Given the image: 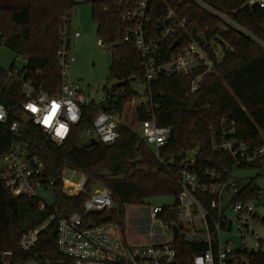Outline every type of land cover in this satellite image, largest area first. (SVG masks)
Segmentation results:
<instances>
[{
  "label": "trees",
  "instance_id": "trees-1",
  "mask_svg": "<svg viewBox=\"0 0 264 264\" xmlns=\"http://www.w3.org/2000/svg\"><path fill=\"white\" fill-rule=\"evenodd\" d=\"M206 1L264 42V7L249 8L246 6L248 0ZM88 3L99 40L113 46L109 81L119 83L104 104L108 111L122 115L128 105L147 96L153 105L157 125L174 130L169 146L161 150L158 159L126 126L119 128L121 137L114 144L92 143V140L82 142V132L91 127L99 113L94 105L84 109L73 135L61 146L54 144L33 125H27L23 130L29 151L45 164L46 183H53L49 192L55 213L67 217L83 211L87 200L84 194L68 197L62 191L63 171L75 170L87 177L88 187L96 183L107 188L114 202L112 210L90 213L85 224L117 223L125 231L127 207L146 206L152 199L161 197H174L173 206L177 205L179 163L189 151L197 149L196 164L200 168H213L220 173L233 168V159L213 148V143L223 140L224 120L227 124H236V138L253 149L264 146V48L232 30L222 37L233 51L216 66V73L204 78L196 93H189L192 75L161 78L149 86L142 61L133 47L124 42L128 27L121 15L130 4L126 0H89ZM166 3L180 16L189 18L191 28L199 27L213 34L217 31L220 21L203 9L189 5L185 0H167ZM78 4L77 0H0V45L25 60L20 71L23 79H32L49 94H55L61 83V69L57 62L59 29L63 19H71ZM151 6L155 8V21L166 4L162 0H152ZM179 39L183 42L181 36ZM163 50L168 56L173 53L170 47ZM14 69L12 67L9 71ZM7 72L0 68V102L9 113L10 123H22L21 105L26 98L21 83L8 80ZM135 84L147 85L144 96L134 91ZM150 119L151 115L139 106L138 122ZM17 142L0 124V158ZM258 162L264 169V158ZM251 167L253 165L240 170ZM259 197L260 191L251 181L236 200L257 202ZM53 213L52 210L39 211L35 198L14 197L0 175V264H5V252L12 253L9 264H73L59 251L57 220L41 233L32 250L25 252L20 247L22 235L43 225ZM177 217V211L160 215L166 222L175 221ZM175 244L185 264H190L201 252L182 237L176 238ZM251 263L264 264V254L258 252Z\"/></svg>",
  "mask_w": 264,
  "mask_h": 264
},
{
  "label": "built area",
  "instance_id": "built-area-1",
  "mask_svg": "<svg viewBox=\"0 0 264 264\" xmlns=\"http://www.w3.org/2000/svg\"><path fill=\"white\" fill-rule=\"evenodd\" d=\"M130 4L122 12V20L127 25L124 42L130 44L145 71L149 86L161 78L193 76L189 93L194 94L200 88L206 76L216 73V66L224 60L233 48L222 37L232 30L246 36L264 48V42L240 27L228 14L212 6L206 0H185L189 5L197 6L217 18L220 22L213 34L199 27L191 28L189 18L180 16L176 9L167 5L153 21L155 8L152 0H126ZM169 1V0H168ZM247 7H264V0H248ZM158 15V14H157ZM79 32L71 30V19H63L58 34L57 62L61 69V83L55 94H49L32 79L24 80L19 70L7 72L8 80L21 83L25 102L21 105L22 123L9 122V113L0 102V113H4L0 124L18 140L12 148L0 158V175L4 184L14 197L37 199L38 210H52V216L41 226L22 235L20 247L28 252L39 242L41 233L55 220L58 221V248L60 253L71 259L73 264H185L179 254L175 239L182 237L185 242L201 249L190 264H197L201 258L203 264H252L251 259L258 254L249 242L261 245L257 234V225L264 222L256 212V201L236 200L242 193L239 180L235 177L238 169L252 165L264 158V146L253 149L246 142L235 137L236 124L224 120L223 140L213 143L215 150L223 151L234 161L233 168L220 173L213 168H200L196 164L197 149L191 150L180 159L177 181L180 187L176 206L149 208V226L157 223V231L152 244H134L126 236L120 224L108 223L87 226L85 218L92 212L112 210L114 202L110 191L102 187L91 191L86 176L77 184L64 179L63 193L68 197L84 194L87 197L82 212H75L67 217L55 213L53 202L48 203L43 197L50 194L45 179V164L42 159L29 151V142L24 135V128L33 125L54 144L63 145L74 133L81 122L83 111L89 106L98 107L99 113L90 128L81 135L86 139L104 144L116 143L124 126L122 115L113 111L102 110L101 104L89 102L78 83L69 80L70 66L75 62L71 53V41L79 38ZM183 38V42L179 37ZM179 42L173 49L175 42ZM98 45L108 51L113 46L102 39ZM170 47L173 52L163 50ZM33 105L32 111L26 105ZM53 105L57 113L53 120L45 125L44 119L51 113ZM140 106L151 115L150 120L139 122L137 134L145 145L160 159L161 150L169 146L174 134L173 128L157 125L153 105L147 96L141 99ZM63 125L65 134L60 136L57 129ZM71 170V169H70ZM73 173L78 171L71 170ZM164 207H167L166 209ZM178 212L175 221L166 222L160 215ZM148 226V230H149ZM174 227L179 231L176 236ZM147 230V233H148ZM167 231L172 235L167 240ZM146 233V234H147ZM142 233V236L146 235ZM231 236V238H230ZM238 239V241H237ZM240 243V244H237ZM257 245V244H256ZM203 249V251H202ZM252 250L255 254H252ZM11 252H5L3 259L9 264Z\"/></svg>",
  "mask_w": 264,
  "mask_h": 264
},
{
  "label": "rangeland",
  "instance_id": "rangeland-1",
  "mask_svg": "<svg viewBox=\"0 0 264 264\" xmlns=\"http://www.w3.org/2000/svg\"><path fill=\"white\" fill-rule=\"evenodd\" d=\"M78 6L71 14V30L73 33L79 32L81 37L79 39H72L71 53L75 62L69 69V80L72 83H78L85 98L95 105L104 103L109 96L112 95L113 88L119 85L117 82L109 81V70L111 67L112 56L110 51L98 45L99 36L97 33V25L92 21V8L88 3L89 0H77ZM25 66V60L18 56L9 48L0 45V68L4 71H9L12 67L21 71ZM78 78H83L82 81H77ZM146 84L133 85L134 91L140 96H144L146 91ZM141 101L128 105L122 114V123L130 130L139 134L140 124L137 120V108ZM81 141L87 142L85 135H81ZM253 167L240 170L238 169L235 177L239 180L241 188L246 187L251 181H254L260 191L259 200L256 202V212L259 216L264 217V169L261 168L260 163L252 164ZM263 176H260V175ZM64 179L72 184L79 183L84 175L82 173H73L70 169L63 174ZM102 186L94 183L91 191L101 189ZM43 197L48 203H52V196L44 194ZM174 197H161L149 201L146 206L142 207H127L125 216V232L126 236L130 238L135 234H146L149 224V208L173 206L175 205ZM257 234L261 239V245L257 242H249L251 247L256 246V250L264 254V222L257 225ZM157 231V223L149 226L148 233L144 235L150 243L157 240L153 235ZM167 240H171L172 235L167 231ZM231 238V236H230ZM238 241V239H237ZM240 244V243H237ZM257 244V245H256ZM29 264H38L30 262Z\"/></svg>",
  "mask_w": 264,
  "mask_h": 264
},
{
  "label": "clouds",
  "instance_id": "clouds-1",
  "mask_svg": "<svg viewBox=\"0 0 264 264\" xmlns=\"http://www.w3.org/2000/svg\"><path fill=\"white\" fill-rule=\"evenodd\" d=\"M26 107L30 108L32 111H37V109H35V107L31 104L26 105ZM56 113H57V106L53 105V107L51 109V113L44 119L43 123L45 125H48L53 120V118L56 116ZM3 116H4V113H0V119H3ZM65 131H66V129L63 125H61L57 129V133L60 136H63L65 134ZM197 264H203V261L201 258H197Z\"/></svg>",
  "mask_w": 264,
  "mask_h": 264
},
{
  "label": "crops",
  "instance_id": "crops-1",
  "mask_svg": "<svg viewBox=\"0 0 264 264\" xmlns=\"http://www.w3.org/2000/svg\"><path fill=\"white\" fill-rule=\"evenodd\" d=\"M81 37V36H80ZM79 37V38H80ZM79 38H76V39H79ZM73 39H75V38H73ZM93 103V102H92ZM104 103H102L101 104V106L103 105ZM130 240H131V242L132 243H134V244H149L150 242L146 239V238H144V236H142V235H140V234H135L134 235V237L133 236H131L130 237Z\"/></svg>",
  "mask_w": 264,
  "mask_h": 264
},
{
  "label": "water",
  "instance_id": "water-1",
  "mask_svg": "<svg viewBox=\"0 0 264 264\" xmlns=\"http://www.w3.org/2000/svg\"><path fill=\"white\" fill-rule=\"evenodd\" d=\"M179 44V42L177 41V42H175V44H174V46H173V49H175L176 47H177V45ZM83 80V78H78V82L79 81H82ZM101 108H102V110H106V105L105 104H103L102 106H101ZM97 141L95 140V139H93L92 140V143H96ZM174 232H175V235L176 236H178L179 235V231H178V229L176 228V227H174ZM252 254H255V251L254 250H252V252H251Z\"/></svg>",
  "mask_w": 264,
  "mask_h": 264
}]
</instances>
